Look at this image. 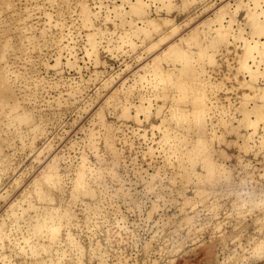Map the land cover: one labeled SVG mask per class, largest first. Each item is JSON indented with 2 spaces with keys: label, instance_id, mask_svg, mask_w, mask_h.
<instances>
[{
  "label": "rangeland",
  "instance_id": "374dc122",
  "mask_svg": "<svg viewBox=\"0 0 264 264\" xmlns=\"http://www.w3.org/2000/svg\"><path fill=\"white\" fill-rule=\"evenodd\" d=\"M256 2L0 0V264L264 262Z\"/></svg>",
  "mask_w": 264,
  "mask_h": 264
},
{
  "label": "bare ground",
  "instance_id": "6f19581e",
  "mask_svg": "<svg viewBox=\"0 0 264 264\" xmlns=\"http://www.w3.org/2000/svg\"><path fill=\"white\" fill-rule=\"evenodd\" d=\"M254 3H257L256 2V0H254ZM83 12L86 14V15H88V12L86 11V9H84L83 10ZM258 12V11H257ZM250 15V14H249ZM249 20H248V22L250 21V24L252 25V26H254L255 28V31H256V34H259V33H261L262 32V27H263V25L261 24L262 22L259 20V18L257 17V16H255L254 14L253 15H250L249 16ZM254 32V31H253ZM260 35V34H259ZM258 35V36H259ZM253 43H254V46H257V44H258V42L257 43H255L254 41H253ZM90 45H91V47L94 49V47H95V43L91 40L90 41ZM261 45V43L260 44H258V48H257V50H259V48L260 47H263L264 48V46H263V44H262V46H260ZM254 46H251V44L250 43H248V44H246V46H245V54H246V52L248 53V57L250 56L249 55V53H251V50H253L254 49ZM259 52V51H258ZM257 52V53H258ZM247 55V54H246ZM247 58V57H246ZM240 63H242V62H240ZM243 63H245V60L243 61ZM186 71H188V72H190L191 70L188 68H186L185 69V73H186ZM253 72V71H252ZM255 73V72H254ZM253 73V74H254ZM173 81V80H172ZM179 89H181L182 90V97L183 98H187V99H190L191 97H192V99H194V100H197V102H198V106H199V109L198 110H196V111H194L193 113H194V121H200L201 122V116H200V114H199V112H200V109L203 107V101H202V98H201V96H198V97H196V95L193 97V96H191V95H193V93L194 92H196L195 90H194V92L192 93L191 92V90H190V88L187 86V85H183V87L182 88H179ZM192 93V94H191ZM195 94V93H194ZM197 94H198V92H197ZM188 96H191L190 98L188 97ZM197 98V99H196ZM109 100V99H108ZM121 103V102H120ZM118 104H119V102H118ZM122 104H125V103H122ZM118 106V105H117ZM120 106H123L121 109H122V113L123 114H125L126 112H127V110L125 109V107H124V105H119L118 107H120ZM126 111V112H125ZM176 111V113H178L177 115H175L174 117H176V119L177 118H181V119H183V118H186L187 117V114L184 112V111H182L181 110V112H178L177 110H175ZM203 110H201V112H202ZM173 112H174V110H173ZM175 113V114H176ZM179 113H181V114H179ZM197 114H199V115H197ZM174 115V114H173ZM186 116V117H185ZM172 118H173V116H172ZM246 119H247V117H246ZM188 120V119H187ZM198 133H199V136L200 137H203L204 136V130H198ZM110 142V141H109ZM108 141L106 142V144H107V146H109L107 149H109L110 151H113V149H112V147H110L111 146V144L109 143ZM202 146H203V144L202 143H198L197 145L196 144H193V147H192V149H190L189 150V152L190 153H192V156L191 157H193V161H194V163L196 162V163H199V162H197L198 160H201V162H202V164H201V166L203 165V167L206 169V171H207V177L208 178H212V175H211V172L213 173V171H214V166L211 164V158H210V156L208 155V154H205V156H203V157H199L198 155H196L197 153H198V151H199V149L200 148H202ZM188 151V150H187ZM116 155L114 154V157H115ZM115 159V158H114ZM55 171V170H54ZM51 174V173H50ZM55 175V174H54ZM49 176V175H48ZM51 176V175H50ZM54 176H52V178H53ZM55 178V177H54ZM53 178V179H54ZM48 180H50L51 179V177H48L47 178ZM53 179L51 180V181H53ZM56 179V178H55ZM57 182V181H56ZM203 190V189H202ZM241 198V197H240ZM185 199L187 200V198L185 197ZM188 201V200H187ZM187 201H185V202H187ZM51 201L49 200V202L48 203H50ZM13 209H14V207L15 206H11ZM10 207V208H11ZM11 208V209H12ZM12 209V210H13ZM48 209V208H47ZM49 210H50V208H49ZM13 212V211H12ZM11 212V213H12ZM16 214V213H15ZM15 214H12L13 215V217H14V215ZM239 214H241V213H239ZM16 216V215H15ZM50 216V218L52 217L51 215H49ZM52 219V218H51ZM258 220H259V218H257ZM47 220V219H46ZM53 220V219H52ZM188 221L187 222H189V218L187 219ZM40 222H41V220H40ZM47 222V221H46ZM53 223V222H52ZM217 223H219V222H217ZM55 224V223H54ZM57 224V223H56ZM55 224V226H60V224H58V225H56ZM216 224V223H215ZM233 224V223H232ZM40 225V224H39ZM47 225H51V224H46L45 223V221L40 225V227H45V226H47ZM219 225V224H218ZM52 226V225H51ZM237 226V225H236ZM235 226V227H236ZM48 228L50 227V226H47ZM216 227V226H215ZM39 228V227H38ZM237 228V227H236ZM4 229V228H3ZM35 229H37V228H35ZM40 229V228H39ZM50 229H52V231L54 232V231H58L57 230V227H54V226H52V227H50ZM2 231V230H1ZM3 232V231H2ZM1 233V232H0ZM264 234V233H263ZM255 238H257V237H255ZM260 238V237H259ZM51 240V239H50ZM53 240V239H52ZM256 240V239H255ZM251 247H252V251L251 252H249V256L251 257V258H253L252 259V261L253 262H256V261H258L259 262V260H261L262 259V257H264V241L262 240V238H261V240H259V241H257V242H253V243H251ZM243 259V258H242ZM245 259V258H244ZM248 261H249V257H248ZM252 261H251V263H252ZM238 262V261H237ZM245 263V262H244ZM248 263H250V262H248ZM243 264V263H242ZM247 264V263H246Z\"/></svg>",
  "mask_w": 264,
  "mask_h": 264
},
{
  "label": "crops",
  "instance_id": "0c3cea01",
  "mask_svg": "<svg viewBox=\"0 0 264 264\" xmlns=\"http://www.w3.org/2000/svg\"><path fill=\"white\" fill-rule=\"evenodd\" d=\"M259 264H264V262H261V263H259Z\"/></svg>",
  "mask_w": 264,
  "mask_h": 264
}]
</instances>
